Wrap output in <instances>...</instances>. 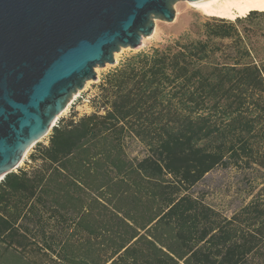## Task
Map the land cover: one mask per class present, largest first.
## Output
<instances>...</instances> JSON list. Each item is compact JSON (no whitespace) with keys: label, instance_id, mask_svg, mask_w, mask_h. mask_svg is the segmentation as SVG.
<instances>
[{"label":"trees","instance_id":"16d2710c","mask_svg":"<svg viewBox=\"0 0 264 264\" xmlns=\"http://www.w3.org/2000/svg\"><path fill=\"white\" fill-rule=\"evenodd\" d=\"M243 15L126 57L57 121L0 181V264H264V9Z\"/></svg>","mask_w":264,"mask_h":264},{"label":"water","instance_id":"95a60500","mask_svg":"<svg viewBox=\"0 0 264 264\" xmlns=\"http://www.w3.org/2000/svg\"><path fill=\"white\" fill-rule=\"evenodd\" d=\"M200 0H0V181L51 133L74 93Z\"/></svg>","mask_w":264,"mask_h":264},{"label":"rangeland","instance_id":"374dc122","mask_svg":"<svg viewBox=\"0 0 264 264\" xmlns=\"http://www.w3.org/2000/svg\"><path fill=\"white\" fill-rule=\"evenodd\" d=\"M176 11V16L174 21L165 22V21H156V26L152 35L145 37L142 39V43L139 47L132 48H122L119 52L115 53L116 62L114 64H107L104 67H97V79L88 81L85 88L81 90L80 94L72 101L68 110L59 117V119L68 117L72 113H77L78 116H82L85 114H90L95 111L93 106V99L96 97L98 93V86L102 82L105 75H107L110 71H112L121 61H123L126 57L133 55L142 50H147L153 46L165 45L169 44L172 40L177 38L180 34L187 31L192 24V22L205 21L208 18H220L226 19L230 21H236V19L244 18V15L234 16L229 18L217 17V16H207L197 11L194 7L190 6L187 1H179L174 6ZM58 119V120H59ZM48 135L41 139V142H47ZM33 151L29 149L26 153V157L24 156V160L20 166L16 169L18 171L22 168H28L30 166L29 154ZM227 176L222 173V171H214L210 175H208L206 181L207 184L211 183V185L216 186H224V182H226ZM232 199L224 196L223 194H211L209 196V201L215 204L225 205V207L229 206V202ZM235 202V201H234Z\"/></svg>","mask_w":264,"mask_h":264},{"label":"bare ground","instance_id":"6f19581e","mask_svg":"<svg viewBox=\"0 0 264 264\" xmlns=\"http://www.w3.org/2000/svg\"><path fill=\"white\" fill-rule=\"evenodd\" d=\"M187 3L204 15L224 18L243 15L247 9H264V0H200L187 1ZM88 83L89 82H87L86 84ZM80 92L81 91H78L73 94L66 109L57 116V120L68 110L72 101L79 95ZM56 123L57 122H55V124ZM24 156L19 162L18 166L22 164Z\"/></svg>","mask_w":264,"mask_h":264},{"label":"built area","instance_id":"2783aa9c","mask_svg":"<svg viewBox=\"0 0 264 264\" xmlns=\"http://www.w3.org/2000/svg\"><path fill=\"white\" fill-rule=\"evenodd\" d=\"M80 94V93H79Z\"/></svg>","mask_w":264,"mask_h":264}]
</instances>
